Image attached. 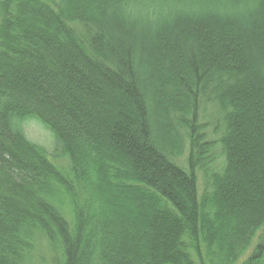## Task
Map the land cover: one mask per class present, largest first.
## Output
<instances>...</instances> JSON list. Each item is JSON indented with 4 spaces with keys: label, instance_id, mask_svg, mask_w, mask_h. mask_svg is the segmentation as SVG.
Segmentation results:
<instances>
[{
    "label": "trees",
    "instance_id": "obj_1",
    "mask_svg": "<svg viewBox=\"0 0 264 264\" xmlns=\"http://www.w3.org/2000/svg\"><path fill=\"white\" fill-rule=\"evenodd\" d=\"M0 264H264V0H0Z\"/></svg>",
    "mask_w": 264,
    "mask_h": 264
},
{
    "label": "rangeland",
    "instance_id": "obj_2",
    "mask_svg": "<svg viewBox=\"0 0 264 264\" xmlns=\"http://www.w3.org/2000/svg\"><path fill=\"white\" fill-rule=\"evenodd\" d=\"M203 122L206 123V121H203ZM208 130L210 129L208 128ZM26 131H27L29 138L33 142H36L47 148L52 147V143H53L52 136L45 128H43L37 122H32L31 124H29ZM55 162L64 167L66 166L68 167V164H69L67 160L66 161L65 160H55ZM200 185H201V182H200Z\"/></svg>",
    "mask_w": 264,
    "mask_h": 264
}]
</instances>
